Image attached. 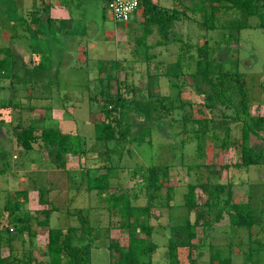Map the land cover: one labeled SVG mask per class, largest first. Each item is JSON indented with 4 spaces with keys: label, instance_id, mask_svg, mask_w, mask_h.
Segmentation results:
<instances>
[{
    "label": "rangeland",
    "instance_id": "rangeland-1",
    "mask_svg": "<svg viewBox=\"0 0 264 264\" xmlns=\"http://www.w3.org/2000/svg\"><path fill=\"white\" fill-rule=\"evenodd\" d=\"M185 3L174 0L167 8L179 17L172 26V41L158 45L162 36L153 24L154 32L145 39L152 46L145 47L137 42L141 30H122V24L110 18L106 0L71 2V11L78 16L74 31L98 33V40H93L96 50L87 57H56L48 52L27 66L21 58L13 59L10 77L0 78L1 256H15L14 264H47L48 229L56 227L69 235L72 249L83 246L89 264H113L119 255L115 246L127 247L131 233L151 246L147 264H264V127L260 138L251 136L249 141L261 152V162L239 166L242 122L223 121L234 115L233 107H225L224 115L215 110L211 119L202 108L208 85L198 73V48L205 47L204 42L211 44L203 39H221L209 47V56L224 72L242 74L249 110L264 115V29L253 28L264 13L248 18L245 24L252 29L242 34L233 28L207 31L187 19ZM11 13L9 0L0 1V46L10 44ZM236 13L229 19L226 14L223 20L238 25L241 13ZM201 17L194 9L193 18ZM23 32L24 27L16 28L18 36ZM25 51L34 60L32 50ZM43 75L49 98L40 104L27 95L39 91L31 78ZM236 90L233 84L234 105L240 98ZM119 95L150 99L169 109L159 121L134 120L133 131L150 124V140L95 139L94 124L104 119V109H111ZM199 122L207 123L205 131ZM47 127L82 138L84 153L65 155L64 169L48 155V149L55 147L41 144V131ZM30 128L33 138L19 134ZM105 171L109 189L102 193L89 189L88 178ZM192 184L216 188L217 199L202 205L205 194L198 188L197 206L189 210L184 194ZM111 192L129 195L128 227L122 226L119 212L108 206ZM225 201L241 206L244 214L251 215L252 225L231 223ZM199 211L206 222L200 219L194 228ZM218 211L221 219L216 217Z\"/></svg>",
    "mask_w": 264,
    "mask_h": 264
},
{
    "label": "trees",
    "instance_id": "trees-1",
    "mask_svg": "<svg viewBox=\"0 0 264 264\" xmlns=\"http://www.w3.org/2000/svg\"><path fill=\"white\" fill-rule=\"evenodd\" d=\"M194 1V0H193ZM141 3V2H140ZM143 12L145 16L146 28L153 24L158 26V32L162 36V39L157 42L158 45H166L172 41L171 30L175 20H178V13L174 10H167L156 4H153L151 0H143ZM211 7L212 10L209 14H205L206 19L204 26L206 28L214 27L215 25V11L217 7H222L224 10L231 11L234 16L237 11L241 13L238 20V25L226 22L232 16H228L222 20L221 28L226 31L233 28L238 32L243 26L247 25V19L250 17H258L264 13V0H197L193 2V7L197 11H205L207 7ZM238 14L236 13V16ZM228 23V24H226ZM150 25V26H149ZM236 26V27H235ZM258 27L264 28V19L257 24ZM231 37L232 33H229ZM147 37V30L142 36L137 38L138 45L145 47H151L152 45L146 44L145 39ZM212 44L204 42L205 47L198 48L199 51V66L198 73L203 77L204 81L208 85V92L205 96V101L202 104V108L206 109L211 114V119L214 118L215 110H221V114L224 115L223 109L226 107L234 108V115L228 119H223L225 123L242 122L241 133V162L239 166L257 165L261 161L258 156H261V152H256L250 145V137L255 136L260 138V131L264 127V115L252 114L248 105V93L245 87V80L242 78V74L239 72H224L220 63L216 62V58L209 56V47ZM0 78H9L13 66V56L8 46L0 47ZM235 85L236 93L239 95V103L234 105L231 97L232 85ZM239 108L241 112H239ZM115 111L116 115L112 117V112ZM169 109H161L157 104H152L150 99H141L140 101L136 96L130 98L119 95L113 107L111 109H104V119L94 124V137L97 141H124L135 140L142 142L150 140L151 127L150 124L141 125L138 129L133 131L134 120L143 121H159L168 114ZM199 113L203 115L202 109H199ZM201 123V122H199ZM204 127L203 131L207 129V123L202 122ZM120 127V128H119ZM227 131V128H226ZM19 134L24 138H33V129H25L19 131ZM41 144L46 148L54 146L55 148L48 149V155L53 157L55 166L62 169L66 168L67 154H75L81 156L84 153L82 138L75 132H62L59 129L47 127L42 129L40 134ZM24 145L29 148L28 140H24ZM238 165V164H237ZM109 174L107 171L97 174L96 176L88 178L89 189L96 190L98 193H102L109 189ZM201 189L205 194V198L202 205L209 206L217 199L216 188L207 184H192L189 185L187 192L184 194V200L186 207L191 210L197 206L196 193ZM217 189L222 190V186ZM107 203L110 208L116 209L123 218L122 226L128 227L130 225V198L125 192H111L107 194ZM227 204L230 221L235 225H252V217L250 214H244L243 209L238 204ZM217 219H221L222 212L216 213ZM203 219L202 224L205 223L204 212L199 211L195 223L199 225V220ZM47 220H43V224L47 225ZM190 236L195 237V232L192 231ZM48 263L47 264H89L82 255L84 249L82 245L72 249L69 235L64 233L60 228L50 227L48 229ZM87 247V246H86ZM151 246L146 243V239L139 236L136 233H131L129 236V242L127 247L119 245L115 246V250L118 252V258L113 264H147L146 260L151 254ZM17 259L15 256H1L0 264H14Z\"/></svg>",
    "mask_w": 264,
    "mask_h": 264
},
{
    "label": "crops",
    "instance_id": "crops-1",
    "mask_svg": "<svg viewBox=\"0 0 264 264\" xmlns=\"http://www.w3.org/2000/svg\"><path fill=\"white\" fill-rule=\"evenodd\" d=\"M1 2H7L8 0H0ZM143 0H140L139 8L132 14V17L129 22L126 24H122V30H137L141 32V36L146 33L147 30V38H149L150 33L152 31V27L150 26L146 28V21L143 12ZM10 8L12 13L10 16L11 24H12V35H10V44L9 49L13 56L14 62L17 58H21L20 62L24 64V66L31 65L35 61L36 63L39 62V57L47 54L48 52H53L56 57H65V56H84L87 57V53L92 50H96L98 46L93 43V40H98V33L88 35L84 31H74V26L76 25V17L77 15H73L71 11L70 3L81 2V0H9ZM153 4H156L163 8H170L173 6L174 0H151ZM179 2V1H177ZM189 3V4H188ZM186 14L187 19L191 20L192 23L204 25V21L206 19L205 14H209L212 8L209 6L206 8L205 11H200L201 19L195 20L193 18V0L188 2L186 0ZM74 7V6H73ZM76 8V6H75ZM26 10L25 16H18V12H22ZM41 14H39V11ZM70 10V11H69ZM34 11V12H31ZM198 12V11H197ZM33 13V14H32ZM43 13V17H42ZM36 14V16H34ZM233 16L231 11H225L222 7H217L215 11V25L211 28H206L207 31L209 30H223L221 28L222 20L225 16ZM35 18V19H34ZM110 18H112L110 16ZM118 24V23H117ZM24 27V32L21 33L20 36L16 33V28ZM253 28H260L255 23V27ZM32 30V33H29L27 30ZM151 31H150V30ZM252 28H248L247 25L243 26L239 30V33L242 34L245 30H249ZM262 29V28H261ZM264 29V28H263ZM18 30V29H17ZM98 30V29H97ZM55 32V33H54ZM79 33V34H75ZM138 33V32H137ZM140 34V33H139ZM112 36V35H111ZM138 36L135 34L134 37ZM87 37V39H86ZM139 37V36H138ZM137 37V38H138ZM224 38V36H223ZM204 40L209 41L211 44H216L221 39L219 38H204ZM27 41H31V43H27ZM5 47V46H0ZM29 48L32 50L30 54L31 57H34V60L29 59L28 53H26V49ZM25 51V52H24ZM31 70V69H30ZM32 71V70H31ZM32 83L36 85V89L39 91L36 92V95H32L29 93L27 97L35 100L36 102H43L47 100L48 93L45 92L46 90V81L47 78L43 76H37L31 78ZM13 79L11 83H13ZM17 81V80H16ZM10 83V84H11ZM12 85V84H11ZM13 86V85H12ZM14 87V86H13ZM42 104V103H40Z\"/></svg>",
    "mask_w": 264,
    "mask_h": 264
},
{
    "label": "built area",
    "instance_id": "built-area-1",
    "mask_svg": "<svg viewBox=\"0 0 264 264\" xmlns=\"http://www.w3.org/2000/svg\"><path fill=\"white\" fill-rule=\"evenodd\" d=\"M139 6L140 0H106V8L116 23L129 22Z\"/></svg>",
    "mask_w": 264,
    "mask_h": 264
}]
</instances>
